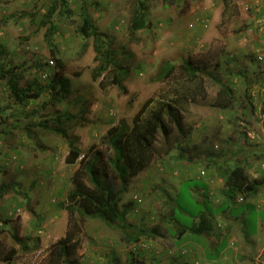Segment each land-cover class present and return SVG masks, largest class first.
I'll return each instance as SVG.
<instances>
[{"label": "rangeland", "instance_id": "rangeland-1", "mask_svg": "<svg viewBox=\"0 0 264 264\" xmlns=\"http://www.w3.org/2000/svg\"><path fill=\"white\" fill-rule=\"evenodd\" d=\"M68 1L69 11L55 12L48 22L54 0H0V66L16 67L23 74L21 86L27 89L31 83L32 90L40 91L38 98L23 104L6 79L0 80V185L10 184L0 195V264L53 263L56 242L68 228L67 209L60 205L71 203L68 193L76 169H84L85 182L92 184L85 167L96 160V151L99 171L122 187L112 163L115 152L104 137L122 121L132 124L150 98L175 96L171 80L159 76L167 63L181 67L190 59L203 77L206 94L189 98L185 107L175 104L184 132L174 124L166 136L159 131L151 163L128 179L119 203L120 209H128L124 223L111 224L77 209L80 245L66 264H131V251L139 264L142 252L156 251L152 236L186 232L185 237L198 240L200 233L183 229L197 225L202 213L222 216L226 206L233 213L244 212L246 196L238 194L234 201L224 197L226 206L218 210L216 197L224 187L226 166L237 158L246 156L252 178L264 177V0H231L229 6L223 0H146L148 26L134 34L129 26L138 0ZM84 7L102 33L103 48L130 67L123 81L128 93L111 84V72L93 77L107 54L96 59L94 36L80 31ZM51 22L57 32L47 39ZM56 57L63 60L72 91L53 99ZM50 59L54 64H48ZM113 68L110 63L109 70ZM226 87L232 89L229 100ZM56 111L75 117L59 123ZM46 120L48 126L40 124ZM69 142L82 152L74 164L66 162ZM212 151L221 155L219 166L208 164ZM210 178L215 197L203 191ZM258 195L264 199V186ZM133 234L141 240L125 239ZM13 247L16 253L5 261ZM182 250L186 253V247ZM175 256L181 259L169 254L167 261Z\"/></svg>", "mask_w": 264, "mask_h": 264}, {"label": "trees", "instance_id": "trees-1", "mask_svg": "<svg viewBox=\"0 0 264 264\" xmlns=\"http://www.w3.org/2000/svg\"><path fill=\"white\" fill-rule=\"evenodd\" d=\"M223 1L225 5L228 6L232 2L231 0ZM68 7V0H54L45 19L49 22V19L55 14V12H68ZM82 9L84 19L83 24L80 26V31L86 37L94 36L96 59H99L100 56L104 57L105 53L107 54L106 63L96 68L97 72L93 73V77L97 78L102 76L106 71L107 73L111 72V84L122 87L124 92L128 93V88L123 85V81L128 76L130 67H124L115 57V54L111 53L108 49L103 48L104 42L101 41L102 33L97 31L92 25V18L88 13L87 8L84 7ZM147 26V1L138 0V4L131 16L129 29L131 33L134 34L138 30L146 28ZM55 32H57V28L51 22L46 32L47 39L51 38V35ZM55 60L59 69L51 77V85L53 89L56 90V92L53 93V99L59 98L62 94L68 95L72 91L70 78L64 73L65 67L63 60L60 57H56ZM110 63L114 64L112 70H109ZM39 64L41 65V63ZM180 66L181 67H177L174 63H167L159 73L160 77L171 80L170 85H174V97L170 98L166 95L161 100L150 98L134 115L132 124L122 121L119 125L112 126L108 130L107 136L104 137L108 139L109 146L115 152L112 163L117 174L121 178L122 187L117 188L114 181L107 179L109 178L108 173L103 170L101 172L99 171L97 161L100 158V151H96L95 153L96 160L92 161L85 167L90 174L92 184L85 182L82 172L84 169L78 168L75 170L72 176L74 187L68 193V199L71 203H68L65 206L60 205L67 209L68 228L65 235L56 242V255L51 264L69 263V257L77 253L78 246L80 245V224L76 220L77 209L88 215L102 216L104 220L111 224L119 221L124 223L128 209H120L119 203L122 200V195L127 187L128 179L142 172L151 163L154 157L155 143L159 131H162L163 135L166 136L170 132V125L174 124L181 133L184 132L182 129L180 112L175 104H181L183 107L187 106L189 98L195 100L199 96H204L206 94V88L203 77L198 72V67L193 65L190 59L182 62ZM180 73L183 74L178 75ZM21 78H23V74L21 72L19 73L16 67L12 66L6 68L4 65L0 66V80L6 79L15 98L19 102L27 104L30 99L38 98L40 96V91L36 88H34L35 90H32L31 83H29L27 89L23 88L20 83ZM176 79H181V81H176ZM56 83H60L58 89ZM33 86L36 87V84L33 83ZM100 86L102 88L106 87L104 79L100 81ZM231 92L232 89L226 87V93H228L226 96L227 100L230 99ZM74 117L75 116L72 113H61L60 111H56L54 118L57 122L62 123L65 118L73 119ZM47 122L48 120L40 121V124L46 127L48 126ZM69 147L70 149L66 156V162L74 164L81 157L82 152L78 147L73 145V142H69ZM180 149L181 151H184V146L182 145ZM214 153L217 152L212 151L209 154L210 162L208 164L211 167L220 165L218 158H220L221 155L218 156ZM179 156L180 158H185V155L182 153H179ZM246 160V156H243V158H237L234 163L226 166V175L224 177V187L222 192L230 201H234L238 194H243L246 197L254 196L264 186V177L252 178L249 175ZM80 164L82 165L83 161H81ZM9 186L10 184L0 185V195L6 192ZM176 201L177 199L175 198V205L177 204ZM210 215L213 216V213H202L197 225L194 227H187L188 229L184 228L183 230H191L200 234L212 233L215 228L213 217ZM151 231L152 234L157 232L156 229L155 231L151 229ZM142 232L143 234H146L147 230L143 229ZM14 238L17 239V241H20L18 236H15ZM125 239L130 242L141 240L140 236H137V234H133L130 237L129 235H126ZM16 251L15 247L11 248L9 253L4 257V260H10ZM135 252L136 251H131L132 254ZM114 259L117 261L115 257ZM75 262L77 263L76 260Z\"/></svg>", "mask_w": 264, "mask_h": 264}, {"label": "crops", "instance_id": "crops-1", "mask_svg": "<svg viewBox=\"0 0 264 264\" xmlns=\"http://www.w3.org/2000/svg\"><path fill=\"white\" fill-rule=\"evenodd\" d=\"M203 191L210 196L217 195L216 185L211 178L206 180ZM224 197L223 192L216 197L220 203L217 210L225 207ZM263 200V195L257 193L242 202L246 204L244 212L233 213L226 207L221 212L222 216L213 214L216 218L215 230L210 234H201L198 240L191 236L185 237V230V233L176 236L150 237L156 251L152 249L142 252V262L139 261V264H264V217L261 216L264 213ZM249 214H254L255 217L250 219ZM185 247L186 253H183L182 249ZM119 254L122 262H125L126 256ZM131 254L130 252L127 262L138 264L137 258ZM169 254H179L182 260L175 256L167 261ZM113 256L118 261V254Z\"/></svg>", "mask_w": 264, "mask_h": 264}, {"label": "clouds", "instance_id": "clouds-1", "mask_svg": "<svg viewBox=\"0 0 264 264\" xmlns=\"http://www.w3.org/2000/svg\"><path fill=\"white\" fill-rule=\"evenodd\" d=\"M52 61V62H51ZM48 63H50V64H54V61L52 60V59H50L49 61H48ZM68 163V162H67ZM202 174H205V172L203 171L202 172ZM259 193V192H258ZM240 195H243V194H240ZM243 197H245L244 195H243ZM247 198H249V197H247ZM235 200H236V198H235ZM244 201H245V199H243Z\"/></svg>", "mask_w": 264, "mask_h": 264}, {"label": "built area", "instance_id": "built-area-1", "mask_svg": "<svg viewBox=\"0 0 264 264\" xmlns=\"http://www.w3.org/2000/svg\"><path fill=\"white\" fill-rule=\"evenodd\" d=\"M52 62V61H51Z\"/></svg>", "mask_w": 264, "mask_h": 264}]
</instances>
